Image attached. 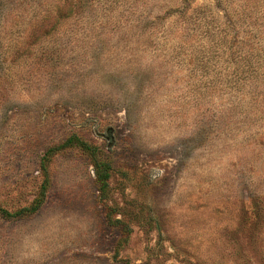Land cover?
<instances>
[{
    "label": "rangeland",
    "instance_id": "obj_1",
    "mask_svg": "<svg viewBox=\"0 0 264 264\" xmlns=\"http://www.w3.org/2000/svg\"><path fill=\"white\" fill-rule=\"evenodd\" d=\"M58 1L0 0V209L73 136L109 193L53 153L41 209L0 213V264H264V0Z\"/></svg>",
    "mask_w": 264,
    "mask_h": 264
},
{
    "label": "trees",
    "instance_id": "obj_2",
    "mask_svg": "<svg viewBox=\"0 0 264 264\" xmlns=\"http://www.w3.org/2000/svg\"><path fill=\"white\" fill-rule=\"evenodd\" d=\"M42 1L43 0H39L38 5H40V6L43 5ZM62 1H58L57 5H63ZM30 5H32V4H30ZM1 7H2V2H0V10H1ZM73 145H79L80 148H82L85 152H87L89 154V156L91 157L92 162H93L94 171H95V177H96V182H97V186H98V191L100 192V200L103 203H105V201H107V197H108V193H109V179L111 177V170H112L111 164L103 159V157L98 152V148H96L92 145H89L88 143L77 138L76 136H73V137L69 138L61 146H58V147H55V148L48 150L47 153L44 155V158L42 159V163H41V172L44 176V182L42 184L41 191H40L39 195L35 198L33 203L30 206L23 208V209L15 212V213H10L7 210L0 209V213L2 214L3 217L15 218V217L31 216V215L36 214L41 209V207L45 203L46 195H47L48 189L50 187V178H49V173H48L49 157L53 153L60 151L62 149L71 147ZM107 210H108L107 218H108V222L110 223V225L115 226V227H120L124 231V233L127 235V238H128L130 231H131L129 226L127 224H124L123 222H121V220H119L117 218H113V216L115 214L114 208H112L111 206H108Z\"/></svg>",
    "mask_w": 264,
    "mask_h": 264
}]
</instances>
